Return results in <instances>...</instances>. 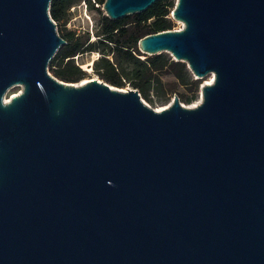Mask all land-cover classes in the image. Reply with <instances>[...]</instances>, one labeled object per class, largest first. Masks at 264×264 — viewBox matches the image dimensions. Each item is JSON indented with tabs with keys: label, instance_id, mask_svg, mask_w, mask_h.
Wrapping results in <instances>:
<instances>
[{
	"label": "water",
	"instance_id": "obj_1",
	"mask_svg": "<svg viewBox=\"0 0 264 264\" xmlns=\"http://www.w3.org/2000/svg\"><path fill=\"white\" fill-rule=\"evenodd\" d=\"M49 3L0 0V264H264V0L174 1L136 48L212 78L158 110L51 76Z\"/></svg>",
	"mask_w": 264,
	"mask_h": 264
},
{
	"label": "trees",
	"instance_id": "obj_2",
	"mask_svg": "<svg viewBox=\"0 0 264 264\" xmlns=\"http://www.w3.org/2000/svg\"><path fill=\"white\" fill-rule=\"evenodd\" d=\"M83 2L88 11L97 12L93 31L81 34L65 30L69 9ZM103 0H50L48 14L57 34L64 41L50 58L47 71L66 83L84 80L86 72L74 63V57L83 53H96L91 62L92 72L110 86L135 89L149 105H164L172 95L181 104H190L202 79H192L182 62L173 61L164 53L145 55L136 48L139 38L172 29L169 13L173 0H156L146 10L110 20L99 9ZM62 29V31H61ZM93 36V40H89Z\"/></svg>",
	"mask_w": 264,
	"mask_h": 264
},
{
	"label": "rangeland",
	"instance_id": "obj_3",
	"mask_svg": "<svg viewBox=\"0 0 264 264\" xmlns=\"http://www.w3.org/2000/svg\"><path fill=\"white\" fill-rule=\"evenodd\" d=\"M175 0H173L174 2ZM100 9V8H99ZM101 10V9H100ZM69 11V18L67 20V22L64 25V29L65 30H75L76 33L81 34L84 31H87L88 33H90L93 31V27H94V22L95 19L97 18L98 14L95 11H88L83 2H79L78 4L74 5L71 7V9L68 10ZM101 14H103V11L101 10ZM170 20L172 21V29L171 30H179L182 26V24L176 20H173L170 16H169ZM57 29L59 30V28L55 27V31L57 33ZM62 31V29H61ZM94 37L90 36L89 40H93ZM167 56H169L170 59H172V57L168 54V53H164ZM98 55L96 53H83V54H79L77 55V57H74V63L77 64L82 70H84L86 72V77L84 78V80L86 81L87 79H98L97 76L92 72V68H91V62L97 57ZM173 60V59H172ZM188 72V71H187ZM188 74L190 75V77L192 79H194V77L192 76V74L190 72H188ZM211 75H206L203 77L202 82H206L209 80ZM83 80H80L76 83H82ZM129 86H124L121 89H125ZM20 87H13L11 89H9V91L6 93L5 97L3 99H8L12 94H16L19 91ZM171 98L169 99L168 102H170ZM199 100V96L196 94V99L190 103V104H183L184 106H193L195 104H197V101ZM167 102V103H168ZM147 104V103H146ZM153 109H160L162 107H164L166 104L164 105H149Z\"/></svg>",
	"mask_w": 264,
	"mask_h": 264
},
{
	"label": "bare ground",
	"instance_id": "obj_4",
	"mask_svg": "<svg viewBox=\"0 0 264 264\" xmlns=\"http://www.w3.org/2000/svg\"><path fill=\"white\" fill-rule=\"evenodd\" d=\"M211 78H212V77L210 76L209 80L206 81L205 83H210V82H211ZM83 82H85V80H83L82 83H83ZM199 99H200V95H199ZM198 102H199V100L197 101V103H198Z\"/></svg>",
	"mask_w": 264,
	"mask_h": 264
},
{
	"label": "built area",
	"instance_id": "obj_5",
	"mask_svg": "<svg viewBox=\"0 0 264 264\" xmlns=\"http://www.w3.org/2000/svg\"><path fill=\"white\" fill-rule=\"evenodd\" d=\"M71 9V8H70Z\"/></svg>",
	"mask_w": 264,
	"mask_h": 264
}]
</instances>
